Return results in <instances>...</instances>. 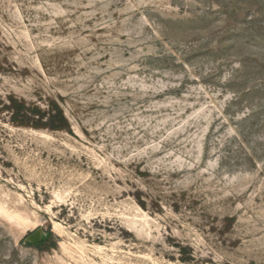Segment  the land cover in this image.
I'll return each mask as SVG.
<instances>
[{
  "label": "rangeland",
  "instance_id": "1",
  "mask_svg": "<svg viewBox=\"0 0 264 264\" xmlns=\"http://www.w3.org/2000/svg\"><path fill=\"white\" fill-rule=\"evenodd\" d=\"M0 264H264V0H0Z\"/></svg>",
  "mask_w": 264,
  "mask_h": 264
}]
</instances>
